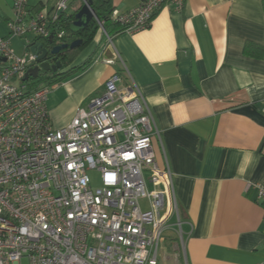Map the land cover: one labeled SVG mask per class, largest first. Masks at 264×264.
I'll use <instances>...</instances> for the list:
<instances>
[{
	"label": "crops",
	"instance_id": "obj_1",
	"mask_svg": "<svg viewBox=\"0 0 264 264\" xmlns=\"http://www.w3.org/2000/svg\"><path fill=\"white\" fill-rule=\"evenodd\" d=\"M107 1L121 12L142 2ZM14 2L0 0L2 37L10 36ZM57 2L29 0V9L51 11ZM114 41L120 58L99 32L66 69L89 61L86 68L51 86L55 126L69 124L112 74L130 84L129 72L154 115L156 160L173 172L181 215L183 239L174 217L159 264H263L264 201L251 184L264 183V52L247 46L264 48V0L167 5L150 28Z\"/></svg>",
	"mask_w": 264,
	"mask_h": 264
},
{
	"label": "built area",
	"instance_id": "obj_2",
	"mask_svg": "<svg viewBox=\"0 0 264 264\" xmlns=\"http://www.w3.org/2000/svg\"><path fill=\"white\" fill-rule=\"evenodd\" d=\"M70 1L31 14L29 0H15L10 36H0V57L7 59L0 64V264H159L174 217L183 239L181 215L173 172L156 160L159 129L131 74L126 86L112 74L103 92L61 127L47 106L49 87L31 89L23 81L38 65L32 46L43 44L28 35L61 42L66 32L55 28ZM185 2L142 0L126 12L114 8L110 20L122 28L115 35L94 17L106 49L120 58L117 36L146 30L162 7L182 10ZM13 38L25 39L23 55ZM251 188L264 201V183Z\"/></svg>",
	"mask_w": 264,
	"mask_h": 264
},
{
	"label": "trees",
	"instance_id": "obj_3",
	"mask_svg": "<svg viewBox=\"0 0 264 264\" xmlns=\"http://www.w3.org/2000/svg\"><path fill=\"white\" fill-rule=\"evenodd\" d=\"M85 2H88L92 9L95 11L97 17L103 21H105V27L110 35H115L116 33L122 31V28L118 25L113 23L110 20L113 6L111 1L107 0H82L81 7L77 10V13L82 9V7L85 5ZM76 13V14H77ZM76 14H68L67 12L62 13L60 21L58 22V25L56 26V30H65L66 37L61 41L57 42L54 38L53 42H50V38H37L34 40L35 42H42L45 46H47L49 49H52L53 46L64 44V43H71L68 39V37H72L73 41L76 39H83V44L75 49L65 48L62 49L60 52L61 55V61L64 63V68L59 73H53L52 75L40 74L37 78H31L29 81H27L29 87L31 89H37L39 87L43 86V83H48V85H55L59 81H62L64 79H67L72 74L78 73L79 71H82L86 68L89 61L86 62L83 65L76 66L71 69L68 68L77 57L81 54V52L87 48L96 38L97 34L99 33V24L95 17L91 20L89 26L85 28L84 30H81L79 32H72L71 31V24L76 19ZM55 33V32H54ZM106 39V37L104 36ZM41 39V40H40ZM256 47V48H255ZM259 50V56L263 54L264 48L255 46V45H249L247 46V52H250L251 54H255V51ZM261 52V53H260ZM66 69V70H64Z\"/></svg>",
	"mask_w": 264,
	"mask_h": 264
},
{
	"label": "water",
	"instance_id": "obj_4",
	"mask_svg": "<svg viewBox=\"0 0 264 264\" xmlns=\"http://www.w3.org/2000/svg\"><path fill=\"white\" fill-rule=\"evenodd\" d=\"M95 11L92 9L90 4L88 2H85V5L82 7V9L76 14V19L71 24V31L76 33L81 30H84L87 28L91 22V20L94 17ZM53 36H50V42H53ZM83 44V39H76L71 43H64L53 46L52 49H49L44 44H35L32 46L31 50L32 52H36L39 57L37 60L38 65L30 68L24 78L23 81H29L31 78H37L40 75L41 71H51L55 73L61 72V70L64 67V64L61 60H58V57L54 58L55 64H51V62L48 60L49 56L57 55L61 52L62 49L70 48L75 49L80 47ZM7 61L6 58L0 57V64L1 62Z\"/></svg>",
	"mask_w": 264,
	"mask_h": 264
},
{
	"label": "rangeland",
	"instance_id": "obj_5",
	"mask_svg": "<svg viewBox=\"0 0 264 264\" xmlns=\"http://www.w3.org/2000/svg\"><path fill=\"white\" fill-rule=\"evenodd\" d=\"M77 4H79L77 0H71L69 2V11L68 12H70L71 14H76L77 10L79 9L77 7ZM28 37L31 40H36L38 38V36L36 34H34V33L29 34ZM72 39H73L72 37H68L67 40H69L70 42H73ZM25 43H26V41L25 40H21V39H19L18 42L14 43L13 47H14V49H15V51H16V53L18 55H23L24 54V52H25ZM43 86H48L49 89L51 90V88H52L51 86H53V85L50 86V85H48V83L45 82V83H43ZM91 175H92V178H93V182H92L93 188H96V187H98L100 185L98 174H97L96 171H93ZM148 190L149 191L154 190V186L151 183L148 184ZM141 205H142L143 209H147L149 207L148 200L147 199H143L141 201ZM166 237H168V241L166 243L164 241V242H162V244H168L169 245V242L171 241V238L168 236V234H166ZM162 255H163V250H160V257L161 258H162Z\"/></svg>",
	"mask_w": 264,
	"mask_h": 264
},
{
	"label": "flooded vegetation",
	"instance_id": "obj_6",
	"mask_svg": "<svg viewBox=\"0 0 264 264\" xmlns=\"http://www.w3.org/2000/svg\"><path fill=\"white\" fill-rule=\"evenodd\" d=\"M56 57H58V60H61V55H60V53L59 54H57V55H52V56H49L48 57V60L51 62V64L53 65V64H55V61H54V58H56ZM64 64V63H63ZM64 68V67H63ZM47 74V75H52L53 73H55V72H53V70H51V71H41L40 72V74Z\"/></svg>",
	"mask_w": 264,
	"mask_h": 264
}]
</instances>
